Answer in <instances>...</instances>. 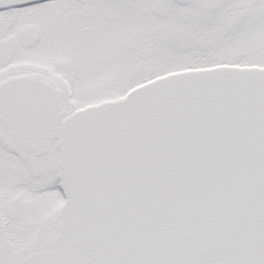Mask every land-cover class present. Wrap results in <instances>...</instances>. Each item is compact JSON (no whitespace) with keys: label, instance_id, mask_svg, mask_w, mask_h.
<instances>
[{"label":"snow or ice","instance_id":"6c2138e0","mask_svg":"<svg viewBox=\"0 0 264 264\" xmlns=\"http://www.w3.org/2000/svg\"><path fill=\"white\" fill-rule=\"evenodd\" d=\"M0 264H264V0H0Z\"/></svg>","mask_w":264,"mask_h":264}]
</instances>
